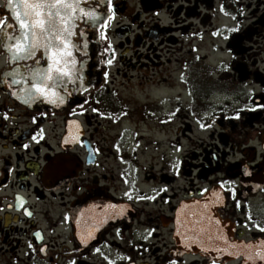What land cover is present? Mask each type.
<instances>
[{
  "label": "flooded vegetation",
  "instance_id": "af4514ba",
  "mask_svg": "<svg viewBox=\"0 0 264 264\" xmlns=\"http://www.w3.org/2000/svg\"><path fill=\"white\" fill-rule=\"evenodd\" d=\"M107 3V27L75 38L84 79L64 104L0 86V264H208L174 235L204 189L229 243L264 242V0ZM136 71L148 72V123L171 126L173 163L140 162L141 106L120 94ZM228 251L207 255L245 264Z\"/></svg>",
  "mask_w": 264,
  "mask_h": 264
},
{
  "label": "snow or ice",
  "instance_id": "6c2138e0",
  "mask_svg": "<svg viewBox=\"0 0 264 264\" xmlns=\"http://www.w3.org/2000/svg\"><path fill=\"white\" fill-rule=\"evenodd\" d=\"M102 2L103 0H95L93 6L92 0H2L0 51L6 53V57L4 67L0 69V86L11 89L13 96L22 97L23 102L29 106L44 102L64 104L65 97L71 95L84 79L74 57V51L78 50L75 38L86 36L87 28L100 24L102 19L106 28L107 21L112 18L111 15L103 17L100 11ZM107 8L111 13V0H108ZM81 23L85 28L79 27ZM103 38L106 39V36ZM86 46L85 43L84 47ZM108 47L111 49L110 44ZM107 63L111 64L112 60L109 59ZM107 75L105 72V77ZM93 111L96 112L97 109L93 108ZM4 118H8L6 113ZM33 140H36V136H33ZM221 187L223 188V184ZM207 191L208 189L202 190V200L194 202L196 210L183 213V218L178 215L174 235L183 238L185 248L192 245L200 247L206 254L208 264H216V258L207 254L212 251L222 253L225 246L229 249V255L242 256L245 264L249 261L251 264L264 261V242L229 243L223 237L217 227L222 226V221L211 215L216 205L204 198ZM213 195L222 206L223 200L219 193L214 192ZM202 202L203 207H200ZM239 206L237 201V207ZM106 207L115 208L114 205ZM25 215L31 213L25 209ZM65 220H68L67 216ZM255 227L264 232V226L257 224ZM82 242L87 243V239ZM31 247L30 243L29 248ZM40 251L44 252L45 249L41 248ZM109 264L112 262L109 261Z\"/></svg>",
  "mask_w": 264,
  "mask_h": 264
},
{
  "label": "rangeland",
  "instance_id": "374dc122",
  "mask_svg": "<svg viewBox=\"0 0 264 264\" xmlns=\"http://www.w3.org/2000/svg\"><path fill=\"white\" fill-rule=\"evenodd\" d=\"M148 73V72H147ZM145 71L141 72H131L132 79L127 81V83H130V86L127 87V91H120V94L123 95L126 98H129L130 101L133 102L132 105H139L141 106L140 109H137L138 114L141 116V119L143 120L142 123L137 124L136 126V133L138 135H142L143 141L140 144V148L142 155L140 158V162L142 164L148 163V159L151 161H158V162H170L173 163V160L177 157V155L180 153L176 150H170L172 146L176 145L173 142H168L167 137L170 136L168 134V128L171 127L167 124H155V123H148V74ZM143 77H146V79H143ZM142 83V84H141ZM140 84L142 87H139ZM163 91L160 90L158 92H152V96L157 97L155 100L162 103L163 98L161 96L163 95ZM159 102L157 105H159ZM164 105H161L163 107ZM164 108V107H163ZM161 108V109H163ZM156 110V112H160L158 110V107L155 106L153 108ZM164 115V114H162ZM172 141L175 142V138L172 137ZM139 147V144H138ZM176 151V152H175ZM153 159V160H152ZM167 163V162H166ZM169 163V164H170Z\"/></svg>",
  "mask_w": 264,
  "mask_h": 264
}]
</instances>
